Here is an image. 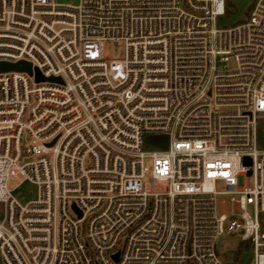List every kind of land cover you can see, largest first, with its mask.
<instances>
[{
    "label": "built area",
    "instance_id": "2783aa9c",
    "mask_svg": "<svg viewBox=\"0 0 264 264\" xmlns=\"http://www.w3.org/2000/svg\"><path fill=\"white\" fill-rule=\"evenodd\" d=\"M235 10L0 0V62L32 68L0 71V264H221L225 233L264 264V0L217 24ZM17 174L35 198L8 187ZM220 193L237 213L217 212Z\"/></svg>",
    "mask_w": 264,
    "mask_h": 264
},
{
    "label": "rangeland",
    "instance_id": "374dc122",
    "mask_svg": "<svg viewBox=\"0 0 264 264\" xmlns=\"http://www.w3.org/2000/svg\"><path fill=\"white\" fill-rule=\"evenodd\" d=\"M59 2H71L75 3L76 0H58ZM234 9V7H233ZM248 12V11H247ZM103 54L106 58H121L124 54V45L122 42L113 44L106 42L103 46ZM233 61L230 62V66H233ZM259 147L264 148V123L258 128ZM146 145L148 147H154L155 145H161L165 147L167 144V137L160 134H151L146 137ZM253 183L252 176H245L243 178V187L250 188ZM8 187L14 191V194L21 202L33 199L36 197V187L30 182L26 181L21 174H17L15 177L10 178L8 181ZM146 187L154 190L156 185H149L146 183ZM215 189L223 192L225 190L224 183L222 181L215 182ZM216 207L219 214L237 213L238 207L235 203L231 202L229 196L220 193L216 197ZM2 216V206L0 204V218ZM216 251L220 257L221 264H250L252 259V248L248 241L240 239V234L225 233L220 235L216 240Z\"/></svg>",
    "mask_w": 264,
    "mask_h": 264
},
{
    "label": "water",
    "instance_id": "95a60500",
    "mask_svg": "<svg viewBox=\"0 0 264 264\" xmlns=\"http://www.w3.org/2000/svg\"><path fill=\"white\" fill-rule=\"evenodd\" d=\"M230 2L235 5L236 10L235 12L231 13L227 18L220 16L217 19L218 25H230L233 22L239 20L243 16V10L244 8L249 5L250 0H230ZM5 70H17V71H26L27 73H32V68L30 63L25 61H18L16 63H7V62H0V71ZM35 71V78L36 80H43L44 78L41 76V74L38 72L37 69H34ZM57 78H49V80H56ZM55 139L52 140L48 145H52L54 143ZM244 163H247V159H244ZM80 212L78 211V216H80ZM117 253L112 256L113 260H117Z\"/></svg>",
    "mask_w": 264,
    "mask_h": 264
}]
</instances>
